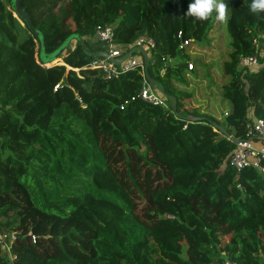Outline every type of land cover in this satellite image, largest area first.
Here are the masks:
<instances>
[{
    "label": "trees",
    "instance_id": "16d2710c",
    "mask_svg": "<svg viewBox=\"0 0 264 264\" xmlns=\"http://www.w3.org/2000/svg\"><path fill=\"white\" fill-rule=\"evenodd\" d=\"M11 1L0 0V231L16 237L0 264H264V174L229 164L231 138L264 122V13L228 2L220 124L193 104L194 61L180 49L210 42L215 12L189 16L191 0H18L46 54L72 35L104 51L95 30L107 25L122 47L151 38L164 108L141 99V67L106 79L77 40L62 63L43 60ZM246 56L257 64L242 67Z\"/></svg>",
    "mask_w": 264,
    "mask_h": 264
},
{
    "label": "built area",
    "instance_id": "2783aa9c",
    "mask_svg": "<svg viewBox=\"0 0 264 264\" xmlns=\"http://www.w3.org/2000/svg\"><path fill=\"white\" fill-rule=\"evenodd\" d=\"M95 41L104 45V52L108 54V58H94L87 67L89 69H97L101 71L106 79L117 78L121 73L141 67L143 76L140 97L142 100L168 108V103L158 92L153 89L144 76V64L142 57L138 55H130L120 63H114L110 59H116L127 53V48L132 49L136 46H142L145 50L151 49L154 42L151 38L141 36L130 46L122 47L115 41L114 26L107 25L105 27H97L95 30ZM191 41H184L180 45V49L188 47ZM242 67H250L257 64L255 56H246L240 59L239 63ZM192 68V64L190 65ZM163 73V71H162ZM235 148L229 158V164L237 172L244 168H253L261 175L264 174V122L260 119H254L246 125L243 138L237 140ZM16 235L14 233L6 234L0 231V254L7 257L13 262L15 255L13 253V243ZM35 240L34 236H31ZM225 264H230L225 262Z\"/></svg>",
    "mask_w": 264,
    "mask_h": 264
},
{
    "label": "rangeland",
    "instance_id": "374dc122",
    "mask_svg": "<svg viewBox=\"0 0 264 264\" xmlns=\"http://www.w3.org/2000/svg\"><path fill=\"white\" fill-rule=\"evenodd\" d=\"M224 2L228 8L229 0H224ZM12 14L24 27L22 21L13 12ZM216 15L213 28L209 32L210 42L206 43L203 48L198 44L186 48L191 60L194 63L195 61L199 62L195 64L192 62V72L186 75V79L189 83L187 91L193 94V104L223 124L231 104L220 95L219 89L227 81V78L223 79L222 76V63L230 49L228 46L229 37L225 30L227 13L224 20L217 19ZM258 45L260 46V43L257 42Z\"/></svg>",
    "mask_w": 264,
    "mask_h": 264
},
{
    "label": "water",
    "instance_id": "95a60500",
    "mask_svg": "<svg viewBox=\"0 0 264 264\" xmlns=\"http://www.w3.org/2000/svg\"><path fill=\"white\" fill-rule=\"evenodd\" d=\"M11 7L13 9V13L15 14V16L19 20H21L23 24H26L39 37V40L41 42L40 56H41V58L43 60L50 61V62H55L56 61V62L62 63L60 55L64 52L67 44L72 39L79 41L81 43L82 47H83L84 52L87 53L88 55H90L91 57L108 58V54L106 52H104V51L94 52V51L88 50L86 45H85L84 39L79 38L76 35H72V36L68 37L62 43V45L57 50H55L53 53L46 54L45 51H44V43H43L42 35L40 34V32H38L37 30L32 28V25L30 23V19L28 17V14H26V12H24V10L20 7L19 1L18 0H12L11 1ZM135 52H139L141 54V56H142V60H143V64H144V76H145L146 80L148 81L149 85L152 88H155V90H157L161 95H164L163 91L159 87H157V85L154 82V80L148 74V61H149V58H148L146 50L142 46L133 47L126 54H124L121 57L116 58V59H110V61H112L114 63H120V62L124 61L127 57H129L130 55H133V53H135ZM174 108H175V106L173 107V109ZM192 120L193 121H197V120H199V118L198 117H193ZM232 140H233L234 143H236V141H237V140H234L233 138H232Z\"/></svg>",
    "mask_w": 264,
    "mask_h": 264
},
{
    "label": "clouds",
    "instance_id": "9594fccd",
    "mask_svg": "<svg viewBox=\"0 0 264 264\" xmlns=\"http://www.w3.org/2000/svg\"><path fill=\"white\" fill-rule=\"evenodd\" d=\"M226 8L224 0H191L186 12L189 16L201 21L209 19L215 12L217 19L224 20L226 18ZM249 11L253 14L264 13V0H251Z\"/></svg>",
    "mask_w": 264,
    "mask_h": 264
},
{
    "label": "crops",
    "instance_id": "0c3cea01",
    "mask_svg": "<svg viewBox=\"0 0 264 264\" xmlns=\"http://www.w3.org/2000/svg\"><path fill=\"white\" fill-rule=\"evenodd\" d=\"M148 55V54H147ZM149 56V55H148ZM158 92V91H157ZM158 94H159V92H158Z\"/></svg>",
    "mask_w": 264,
    "mask_h": 264
}]
</instances>
